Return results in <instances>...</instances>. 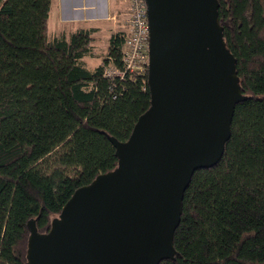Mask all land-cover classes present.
Masks as SVG:
<instances>
[{
  "label": "trees",
  "instance_id": "obj_1",
  "mask_svg": "<svg viewBox=\"0 0 264 264\" xmlns=\"http://www.w3.org/2000/svg\"><path fill=\"white\" fill-rule=\"evenodd\" d=\"M241 95L220 160L184 190L173 258L158 264H264V0H217ZM51 0H0V264H25L28 221L45 233L73 192L117 164L150 105L147 70L125 80V31L93 69L95 28L48 36Z\"/></svg>",
  "mask_w": 264,
  "mask_h": 264
},
{
  "label": "water",
  "instance_id": "obj_2",
  "mask_svg": "<svg viewBox=\"0 0 264 264\" xmlns=\"http://www.w3.org/2000/svg\"><path fill=\"white\" fill-rule=\"evenodd\" d=\"M150 105L117 164L77 188L45 233L29 220L25 264H158L192 174L216 164L241 95L217 0H144Z\"/></svg>",
  "mask_w": 264,
  "mask_h": 264
},
{
  "label": "built area",
  "instance_id": "obj_3",
  "mask_svg": "<svg viewBox=\"0 0 264 264\" xmlns=\"http://www.w3.org/2000/svg\"><path fill=\"white\" fill-rule=\"evenodd\" d=\"M127 10L122 13L125 19V36L122 44V68L109 63L103 68V75L111 80H125L130 73L139 74L148 65V23L144 0H124Z\"/></svg>",
  "mask_w": 264,
  "mask_h": 264
},
{
  "label": "crops",
  "instance_id": "obj_4",
  "mask_svg": "<svg viewBox=\"0 0 264 264\" xmlns=\"http://www.w3.org/2000/svg\"><path fill=\"white\" fill-rule=\"evenodd\" d=\"M118 5L116 0H51L49 15L53 14V26L58 25L61 32L67 26L73 28L72 32L81 27L95 28L96 32L99 31L100 24L109 25V28L112 26V34L124 32L126 28L124 20H114L113 15L118 12Z\"/></svg>",
  "mask_w": 264,
  "mask_h": 264
},
{
  "label": "rangeland",
  "instance_id": "obj_5",
  "mask_svg": "<svg viewBox=\"0 0 264 264\" xmlns=\"http://www.w3.org/2000/svg\"><path fill=\"white\" fill-rule=\"evenodd\" d=\"M118 2V12L113 15L115 21H119L118 18L121 20L123 19L122 13L127 10V3L124 0H116ZM112 18V17H111ZM54 20H53V14L49 15L48 19V36L53 37L54 35H58L60 33H63L65 35H69L72 32L73 28H70L69 26L62 29V32L60 31V28L58 25H55L57 28V31H55V27L53 26ZM125 23V21H124ZM103 24V23H102ZM98 25L99 31L92 33V41H91V49H90V55H86L84 57V61L86 63V66L89 69H93L95 66L98 65V63L105 57L106 54V48L108 45V39L111 35V32L113 30L112 26L107 27ZM79 29V28H78Z\"/></svg>",
  "mask_w": 264,
  "mask_h": 264
}]
</instances>
